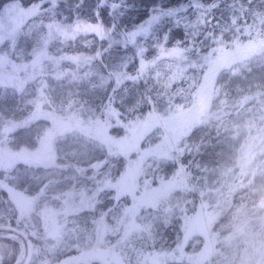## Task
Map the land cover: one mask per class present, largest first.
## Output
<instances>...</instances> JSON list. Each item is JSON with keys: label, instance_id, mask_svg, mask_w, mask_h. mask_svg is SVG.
I'll use <instances>...</instances> for the list:
<instances>
[{"label": "trees", "instance_id": "16d2710c", "mask_svg": "<svg viewBox=\"0 0 264 264\" xmlns=\"http://www.w3.org/2000/svg\"><path fill=\"white\" fill-rule=\"evenodd\" d=\"M8 1L3 0V3ZM35 1L22 0V3ZM189 2L124 0L119 23L123 30H130L144 23L156 7L180 8ZM240 2L223 0L215 10V20L209 17L210 23L203 26L196 23L193 16L195 26L190 30L201 33L199 38L186 37L183 27H176L170 19L155 26L157 33H169L173 46L176 41H183L179 47L186 50L175 54L171 47L166 46L163 53L156 49L153 57L155 63L149 61L141 76L147 85L128 84L127 93L121 87L116 97V108L120 111L123 110L121 98L127 104L149 86L154 89L153 95L161 93L151 116L140 117L138 113L135 119L128 117L127 123L119 120L112 107L105 104L108 92L99 89L98 77L87 75L100 70L99 62L86 58L93 55L94 49H101V42L83 33L76 40L71 39L72 34L51 37L45 47L57 58L46 60L39 71L20 86L0 85V112L6 114L0 117V123L5 119L22 118L40 98L45 107H51L69 120H77V123L90 121L95 128L90 130L72 125L54 132L51 136L55 158L53 164L43 166L18 161L5 173L0 171V201L9 198L5 187L11 184L23 191L38 194L39 201L47 198L50 199L48 202L59 204L66 190H90L98 180L115 177L126 165L134 178L145 180L143 186L138 184L135 192L116 198L112 188H101L92 206L68 213L62 237L55 243L58 253H76L78 247L89 250L94 246L97 218L102 216L108 225H113L126 204L129 208L125 211L131 214L133 226L141 228L140 234H137L141 258L146 257L144 251L153 253L161 247L175 248L182 234L184 216L196 208L202 187L211 188L215 184L220 187L229 181L241 161V146L248 139L251 141L258 127L264 125V83L232 89V67L246 59L257 60L264 56V16L256 14L264 13V2L251 0L248 3V0H243L245 7L255 11L239 20L237 25L242 28L246 20V24L256 21L259 24L257 33L234 30L237 26L231 24L233 10L229 5L235 3L238 8ZM75 3L76 0H66L58 10L56 20L67 22L63 20L64 16L72 20L77 12ZM94 4L95 0H86L85 6L79 9L82 19H92ZM235 15L239 16L240 13L236 12ZM104 19L108 24L113 20L111 15ZM208 30L215 31L216 35L209 38ZM251 36L253 39H250ZM113 39L123 41L126 38L117 34ZM85 40H91L94 48L85 47ZM139 42L143 44L144 40L140 39ZM152 43L151 39L147 41L148 46ZM134 51L131 45L127 51L114 46L105 53L103 62L111 66ZM73 54L80 58H62ZM175 64H185L187 75L183 73L178 78L166 81L164 78L167 79L168 71ZM222 75L226 78L225 82L218 86ZM93 84L98 87L94 89ZM170 108L179 111L180 117L176 127L168 131L165 124L172 118L168 114ZM124 115L127 117L128 114ZM246 118L248 123H245ZM47 123L46 118L39 117L20 124L7 131L5 142L12 147H33ZM117 124L122 131L113 130ZM92 130L96 131L95 134ZM104 141L112 148L108 149ZM94 161L97 163L93 164ZM94 167L96 174L91 173ZM147 169L151 172H144ZM245 169L243 174L237 175L241 176L239 184L232 190H226L229 200L220 208L216 221L226 225L241 212L249 218L248 226L255 233L257 229L264 230V142ZM7 211H10L9 215ZM4 218L9 220L21 238L26 235L40 246L34 242L37 236L30 224L22 220L19 225L16 224L14 206L0 209V219ZM0 239L10 244L19 240L10 235H2ZM198 241H191V245L181 244L182 257H166L162 264H185L187 253L196 248ZM218 244L217 249H212L202 261L194 264H232V242ZM117 248L118 232H114L104 250L112 252ZM38 255L40 253L36 251L33 257ZM129 256L133 258V254ZM14 257L15 252L0 262L11 261ZM33 257L28 264L34 263Z\"/></svg>", "mask_w": 264, "mask_h": 264}, {"label": "rangeland", "instance_id": "374dc122", "mask_svg": "<svg viewBox=\"0 0 264 264\" xmlns=\"http://www.w3.org/2000/svg\"><path fill=\"white\" fill-rule=\"evenodd\" d=\"M8 3L9 1L5 5H8ZM35 3L37 2L23 3L24 6H19L21 2L14 0L16 6H9L0 14L2 16L0 18V85L20 86L23 84L39 71L46 60L52 59L53 61L57 58L49 53L45 43L53 36H66L63 34L64 32L70 35L74 30V24L69 25L68 22L60 20H56L59 29L55 25L49 29L47 24L53 18L50 17L48 12L26 7L28 4ZM246 23L247 20L240 28L243 33H248L251 30L253 33H257L259 24L256 21L250 24ZM250 39H253L252 36ZM70 56H74V54ZM187 71L185 64H175L168 71L167 79H164L169 81L172 78H178L183 73L187 75ZM117 75L120 79H124V73L118 72ZM225 79V76L222 75L217 83L218 86H221L220 84L222 81L225 82ZM257 83H264V56L257 60L246 59L232 67V89L249 88L252 85H257ZM42 102L39 98L34 102L32 109L22 118L16 120L5 119L0 123L1 172L5 173L18 161L43 166L53 164L55 158L51 136L54 132L69 126L72 127V125L90 130L95 128L90 124V121H79L77 123V120H69L53 108L45 107ZM176 111V109L171 110V108L168 110V114L172 116L171 120H168L165 124L168 131H171L177 125L180 115H178L179 111ZM173 112L175 113L172 114ZM39 117L46 118L48 123L39 135L35 146L12 147L7 145L8 143L5 142L7 131ZM248 122L249 120L246 118L245 123ZM258 128L255 135L251 137V141L248 139L241 146V161L237 171L232 174V178L229 180L231 182L227 181L220 187H217L216 184L211 188L202 187L201 198H199L196 208L184 216L182 234L175 248L170 249L166 246L158 248L153 253L144 251L146 257L141 258L140 253L142 251L137 243L139 237L137 234H140L141 228L133 226L131 214L125 211L129 208L126 204L121 216L116 222L114 221L113 225H108V222L102 216L97 218L94 225V246L88 248L89 250H86L87 247H78L76 253H58L55 243L62 237L68 213L92 206L95 195L101 188H112V193L116 198L120 195L135 192L138 184L143 186L145 180L134 178L125 165L115 177L98 180L97 184L89 188L90 190H87V188H80L77 191L66 190L64 195L60 197L59 204L57 202L53 203V201L50 203L48 202L50 199L47 198L39 201L38 194L29 193L7 184L5 188L8 191L9 198L0 201V209L5 206L8 208L10 205L14 206L16 224L19 225L20 220L27 225L30 224V228L33 230L31 231L37 236L34 242L39 243L40 246L35 245L26 235L10 245L0 239V261L3 259L2 255L10 254L7 253V250L3 253V249L14 251L16 255H20L23 251L22 242H24L25 254H28L29 249L31 251L30 258L34 256V253L36 254V251L38 254L40 253L37 257H33L32 261L34 263L32 264H78L79 262L72 263L71 261L81 259L87 261V264H162L166 257H178L180 259L182 257L180 254L183 252L181 244L191 245V241L196 239L199 240L197 246L187 253L185 264L202 261L212 249L218 248V243H224L225 241L232 242V264H264V230L257 229L258 231L254 233L248 226L249 218L241 212H238L235 218H231L226 225H220L216 221L220 208L224 207L225 202L229 200V193L226 190H232L239 184L241 176L237 175H241L246 171L245 168L251 161V157L263 145L264 125ZM92 132L95 134L96 131L92 130ZM104 144L108 149L112 148L109 143L105 142ZM92 163L96 164L97 161ZM95 168L91 169V173L96 174ZM144 172L150 173L151 170L147 169ZM236 176L237 178H235ZM206 189H208L207 192ZM9 212L7 211L6 214L9 215ZM143 225L145 227L144 223ZM12 226L6 218L0 219V234L9 233ZM114 232H118V248L111 250L112 252L105 251L108 240ZM188 245L186 246L188 247ZM38 249H41V251ZM129 254H133L132 259L129 258ZM140 260L142 261L140 262Z\"/></svg>", "mask_w": 264, "mask_h": 264}, {"label": "snow or ice", "instance_id": "6c2138e0", "mask_svg": "<svg viewBox=\"0 0 264 264\" xmlns=\"http://www.w3.org/2000/svg\"><path fill=\"white\" fill-rule=\"evenodd\" d=\"M65 2L66 0H37V3L28 4L26 7L50 13L53 19L47 24V27L51 29L55 25L59 29V24L56 23V18L58 10L63 7V3ZM222 2L223 0H190L186 6H181L180 8L156 7L152 10L151 15L144 23L139 24L133 29L123 30L119 23V17L122 14L124 0H95L94 12L91 13L92 19L90 20H84L79 15V9L85 6L86 0H76V14L70 21L67 16H64L63 20L67 21L69 25L74 24V30L71 35L72 40H76L78 35L83 33L86 37L91 36L101 42V49H94L93 55L86 58L88 61L99 62L100 70L95 73L89 72L87 75L98 77L100 80L99 89L108 92L105 104L112 107V110L116 112L119 120H123L124 123H127L128 117L135 119L137 118L138 113L140 117L145 115L151 116L157 107V99L161 96V93L157 92L153 95L152 93L154 89L149 86L136 99L127 102V104H125V100L121 98L120 105L123 106V110L120 111L116 108V97L120 92L121 87H123L127 93L128 84L143 83L147 85V81H142L141 76L146 70L149 61L155 63L153 57L155 56L156 49H159V51L163 53L166 46L171 47L172 53L175 54H178L179 51L186 50L179 47L184 43L183 41H176L175 46H173L169 33H157L155 31V26L160 25L166 19H170L174 22L176 27H183L186 37L195 36L196 38H199L201 33H193L190 30L195 26L193 24V16H195L196 23L202 26L206 25L210 23L209 17H211L212 20H215V10L220 7ZM262 2H264V0H262ZM248 3H251V0H248ZM9 6H16L14 0H9L8 5H5L3 0H0V14H2ZM19 6H24L22 0ZM229 7L233 10L231 24L234 26L238 25L239 20L255 11L252 8L245 7L243 0H241L238 8L235 3L229 5ZM236 12H239L240 15H235ZM256 14L264 16V13ZM107 15H111L113 18L111 24L106 23L104 19ZM0 18H2V16H0ZM234 30L239 32V26L235 27ZM63 34L68 35L67 32H64ZM117 34L126 39L123 41L113 39ZM207 35L209 38H213L216 33L213 30H208ZM140 39L144 40L143 44L139 42ZM149 39L153 41L151 46H148L147 44ZM130 45L135 48V51L126 59H119L118 62H114L111 66L103 62L105 53L110 52L114 46L123 47L124 50L127 51ZM84 46L94 48L91 40H85ZM62 58L78 60L80 57L65 56ZM133 65H135V68H133ZM118 72L125 74L123 80L117 75ZM114 76L115 79H113ZM92 87L96 89L98 86L93 84ZM143 109H146V111H143ZM125 113L128 114L127 117L124 115ZM5 115V113L0 112V117H4ZM113 130L120 132L122 131V128L117 124Z\"/></svg>", "mask_w": 264, "mask_h": 264}, {"label": "flooded vegetation", "instance_id": "af4514ba", "mask_svg": "<svg viewBox=\"0 0 264 264\" xmlns=\"http://www.w3.org/2000/svg\"><path fill=\"white\" fill-rule=\"evenodd\" d=\"M10 229V228H9ZM10 232L9 233H5L4 235H10V236H15V238H19V239H21V237H20V235H18L17 234V232H16V229L15 228H11L10 230H9ZM3 234H0V236H2ZM2 241H4V242H7L6 240H2ZM8 243V245H10V243L9 242H7ZM22 245H23V251H22V253L20 254V255H16L15 254V257L11 260V261H8V262H0V264H28V262L30 261V255H31V251H30V249H29V251H28V254H25L26 253V250H25V248H24V242H22ZM6 250H7V253H10V254H7V255H2V257H3V259L5 258H7V257H9L10 255H12V253L14 252V251H8V249H3L2 250V252L4 253V252H6ZM87 260V259H86ZM72 263L73 262H76V263H78V264H87L88 262L87 261H85L84 259H81V260H78V261H75V260H72L71 261Z\"/></svg>", "mask_w": 264, "mask_h": 264}]
</instances>
